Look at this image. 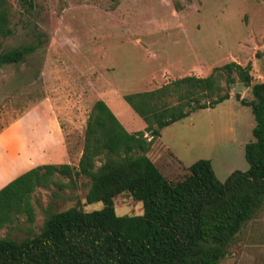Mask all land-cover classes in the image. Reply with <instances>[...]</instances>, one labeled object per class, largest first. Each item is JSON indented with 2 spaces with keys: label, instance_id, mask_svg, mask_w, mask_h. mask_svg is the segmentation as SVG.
Listing matches in <instances>:
<instances>
[{
  "label": "rangeland",
  "instance_id": "1",
  "mask_svg": "<svg viewBox=\"0 0 264 264\" xmlns=\"http://www.w3.org/2000/svg\"><path fill=\"white\" fill-rule=\"evenodd\" d=\"M10 1L17 16L13 33L0 38V53L25 44L37 48L20 62L0 66V134L23 119L22 125L36 134L38 148L47 137L53 142L52 152H39L77 165L96 100L120 111L123 124L136 131L146 123L124 94L189 74L206 76L230 61L250 62V85L234 75L229 99L165 127L150 153L173 180L200 158L211 160L221 181L249 168L245 145L254 140L256 119L242 98L251 100V84L264 81V0ZM60 143L68 154L65 147L55 149ZM77 183L73 193L67 188L54 197L52 186L34 194L44 207L56 199L59 210L101 208L99 202L86 204L89 179L82 176ZM115 206L126 215L141 212L143 205L122 194ZM36 213L34 230L40 232L45 214L38 204ZM7 231L2 229L0 237ZM15 234L27 235L20 229ZM220 264H264V200Z\"/></svg>",
  "mask_w": 264,
  "mask_h": 264
},
{
  "label": "trees",
  "instance_id": "2",
  "mask_svg": "<svg viewBox=\"0 0 264 264\" xmlns=\"http://www.w3.org/2000/svg\"><path fill=\"white\" fill-rule=\"evenodd\" d=\"M16 16L12 2L0 0V38L13 33ZM36 48L5 50L0 66L20 62ZM251 70L250 62L230 61L206 76L189 74L124 94L146 123L136 131H129L104 99L96 100L77 165L39 164L0 189V231L8 229L0 237V264H220L264 200V81L251 84V100L242 98L256 119L254 140L245 145L246 171L221 181L211 160L200 158L173 180L150 153L165 127L229 99L236 76L250 85ZM82 176L89 179L86 204L99 202L101 208L59 210L56 199L44 207L34 194L52 186L54 197L67 188L73 193ZM122 194L141 202L142 211L118 214L116 199ZM36 204L45 214L40 232L34 230ZM17 229L27 235L16 236Z\"/></svg>",
  "mask_w": 264,
  "mask_h": 264
},
{
  "label": "crops",
  "instance_id": "3",
  "mask_svg": "<svg viewBox=\"0 0 264 264\" xmlns=\"http://www.w3.org/2000/svg\"><path fill=\"white\" fill-rule=\"evenodd\" d=\"M115 114L119 119L121 118L120 116H122V113L118 110ZM23 121V119L16 120L7 130L0 134V189L15 177L39 164L64 163L61 159L53 160L51 154L44 155L39 152H45V150L52 152L54 146L51 138L46 136V140L41 142L40 148H38L36 134L31 130L28 131L22 125ZM132 125L133 124H131V126ZM125 127L129 131H134L130 129V126L127 127L125 125ZM7 133H9L8 136H6ZM61 147H65L66 154H68V148H66L63 143H60L55 149L58 150Z\"/></svg>",
  "mask_w": 264,
  "mask_h": 264
}]
</instances>
